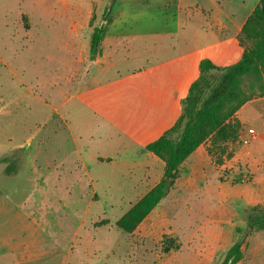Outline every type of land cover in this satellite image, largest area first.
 I'll use <instances>...</instances> for the list:
<instances>
[{"label":"crops","instance_id":"obj_1","mask_svg":"<svg viewBox=\"0 0 264 264\" xmlns=\"http://www.w3.org/2000/svg\"><path fill=\"white\" fill-rule=\"evenodd\" d=\"M259 3L99 0L97 8L87 6L82 47L91 63L83 87L65 105L66 144L61 140L59 145L78 154L95 191L117 193L143 186L147 194L162 181L165 162L144 148L180 119L182 102L201 75L202 61L225 68L241 60L245 47L240 36ZM94 15L98 24L91 27ZM95 27H103V34L100 53L91 60ZM73 31L79 38L80 31ZM67 47L69 64L80 46ZM235 118L243 127H252L256 139L248 146H233L220 164L208 151L210 144L201 145L180 165L168 194L183 190L201 195L192 198L193 214L180 223L181 231L191 232L174 235L181 249L189 251L188 264H214L233 245L241 215L247 217L249 209L264 202V93L245 103ZM241 172L249 174V182L236 180ZM25 205L0 187V264H69L74 238L53 235L44 240ZM203 206L213 213L201 221L194 209Z\"/></svg>","mask_w":264,"mask_h":264},{"label":"rangeland","instance_id":"obj_2","mask_svg":"<svg viewBox=\"0 0 264 264\" xmlns=\"http://www.w3.org/2000/svg\"><path fill=\"white\" fill-rule=\"evenodd\" d=\"M98 5L99 0H0V158L11 157L0 164V187L7 189L11 200L26 204L27 214L34 213L29 218L44 240L53 235L74 238L69 264H188L189 251L181 249L174 235L191 232L181 231L180 223L193 214L192 198L201 195L174 191L134 233H125L116 222L148 187L95 191L78 154L59 145L67 136L65 105L83 87L91 63L82 47L88 29L85 13L87 6ZM96 24L94 15L90 26ZM72 43L80 48H74L76 56L66 64L65 47ZM219 76L217 71L209 73V83ZM263 93L264 70L241 78V98L250 101ZM228 123L238 126L237 135L216 141L212 136L203 143L210 144L208 151L218 164L231 155L233 146L245 145L252 128L243 127L235 116ZM20 170L19 177L9 178ZM255 207L264 214V202ZM209 212L213 213L204 206L194 209L201 221ZM241 216L232 242L245 237L237 264H264V228L248 231L247 217ZM103 220L109 224L96 227ZM225 255L219 254L214 264H221Z\"/></svg>","mask_w":264,"mask_h":264},{"label":"trees","instance_id":"obj_3","mask_svg":"<svg viewBox=\"0 0 264 264\" xmlns=\"http://www.w3.org/2000/svg\"><path fill=\"white\" fill-rule=\"evenodd\" d=\"M102 34L103 27L93 29L90 39L91 60L100 53ZM240 41L245 50L238 63L221 68L208 60L201 62V75L191 85L188 96L182 102V116L173 128L144 148V151L155 154L165 162L164 177L116 222L120 230L128 234L137 230L169 194L179 178L180 165L207 139L213 136L215 141L217 138L228 140L237 135L238 126L229 124L228 120L249 101L238 94L240 80L244 75L264 70V0H260L245 24ZM1 65L0 61V68ZM212 71L220 73L214 84L209 83L208 79ZM207 90L209 92L205 95ZM9 161L10 158L4 157L0 159V164ZM108 224V220H103L96 227ZM261 228H264V214L255 207L247 216V229L253 232ZM244 244L245 237L236 241L221 264H237L242 259Z\"/></svg>","mask_w":264,"mask_h":264},{"label":"built area","instance_id":"obj_4","mask_svg":"<svg viewBox=\"0 0 264 264\" xmlns=\"http://www.w3.org/2000/svg\"><path fill=\"white\" fill-rule=\"evenodd\" d=\"M256 139V133L254 130H250L249 137L244 140V144H251ZM239 183L244 184L250 181V176L247 172H241L238 179H236Z\"/></svg>","mask_w":264,"mask_h":264}]
</instances>
